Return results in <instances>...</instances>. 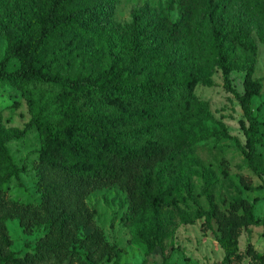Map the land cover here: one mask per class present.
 <instances>
[{
	"label": "trees",
	"instance_id": "1",
	"mask_svg": "<svg viewBox=\"0 0 264 264\" xmlns=\"http://www.w3.org/2000/svg\"><path fill=\"white\" fill-rule=\"evenodd\" d=\"M11 1L0 0V14ZM42 2L46 8L40 19L30 20L5 38L0 79L19 90L29 115L25 130L35 128L40 136L36 182L41 202L33 223L42 226L43 233L30 250L14 253L0 205V264L68 261L65 246L74 238L72 228L81 234L91 228L81 236L89 257L110 253L112 246L93 229L94 212L87 199L94 192L117 187L136 219L148 218L167 203L172 192L167 179L180 170L184 131L197 120L201 106L194 91L198 75L193 62L201 57L198 25L206 18L225 23L216 31L220 67L225 88L235 96L247 121L241 126L245 137L241 151L252 171L263 176L264 189V162L255 151L259 121L251 107L262 84L249 68L243 90L237 92L229 75V46L255 55L254 42L247 44L235 34L228 20L232 5H247L249 0H162L153 8L154 22L146 20L147 11L135 12L130 38L121 47L122 54L132 59L131 74L119 64L102 74L88 70L90 63L98 61L91 49H104L111 8L119 0ZM254 11L264 21V8ZM79 20H85L86 26ZM154 37H159L162 48L154 46ZM167 47L183 48L189 68L164 60L161 54ZM13 59L19 65L9 70ZM19 171L0 133V176L17 177ZM239 207L240 214L231 211L227 217L203 212L209 228L217 217L221 233L215 237L228 254L238 226L257 222L251 204L240 202ZM262 224L264 235V218ZM149 232L157 233L143 225L134 235L148 244L149 251L160 248L148 241Z\"/></svg>",
	"mask_w": 264,
	"mask_h": 264
},
{
	"label": "rangeland",
	"instance_id": "2",
	"mask_svg": "<svg viewBox=\"0 0 264 264\" xmlns=\"http://www.w3.org/2000/svg\"><path fill=\"white\" fill-rule=\"evenodd\" d=\"M159 1L162 0H119L111 8L104 49H91L98 61L90 63L88 70L102 74L110 65L119 64L125 73L131 74L132 59L122 54L121 47L130 38L133 14L147 11L146 20L154 22L153 8ZM255 7L264 8V0L231 6L228 20L234 33L247 44L253 41L256 50L253 56L238 46H229V75L230 85L237 92H242L249 68L261 81L260 95L252 100L251 107L259 121L255 151L264 162V21L255 14ZM45 8L42 0H13L8 4L0 14V60L6 48L5 38L22 30L30 20L40 19ZM79 22L86 26L85 20ZM224 25V21L216 24L214 17L198 25L201 57L193 62L198 75L194 91L201 106L197 120L184 131L186 147L180 170L167 179V186L172 187L167 203L148 218L136 219L130 213L129 201L117 187L92 193L87 204L94 212L93 229L101 233L113 250L98 259L89 257L87 242L81 236L89 234L91 228L82 234L72 228L74 238L65 246L69 259L61 264H264L263 176L252 171L241 151L245 146L241 126L247 125V121L235 96L225 88L216 35ZM153 41L155 47H163L159 37ZM183 50L167 47L161 56L188 69ZM18 65L13 59L8 69L14 70ZM28 121L19 90L10 81L0 79V133L12 162L20 170L17 177L0 176L1 211L9 249L16 254L34 247L43 233V227L33 223L41 202L36 182L40 136L35 128L25 130ZM240 202L252 205L257 222L244 221L238 226L228 254L215 237L221 233L217 217L211 219L209 228L203 212L216 211L221 217H227L231 211L240 214ZM143 225L157 231L149 232L148 241L160 248L149 251L148 244L134 235V230L141 231Z\"/></svg>",
	"mask_w": 264,
	"mask_h": 264
}]
</instances>
